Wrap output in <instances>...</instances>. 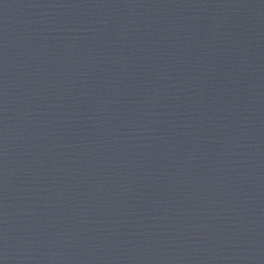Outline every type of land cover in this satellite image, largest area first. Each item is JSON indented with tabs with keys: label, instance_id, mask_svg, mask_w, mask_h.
I'll list each match as a JSON object with an SVG mask.
<instances>
[{
	"label": "water",
	"instance_id": "1",
	"mask_svg": "<svg viewBox=\"0 0 264 264\" xmlns=\"http://www.w3.org/2000/svg\"><path fill=\"white\" fill-rule=\"evenodd\" d=\"M0 264H264V0H0Z\"/></svg>",
	"mask_w": 264,
	"mask_h": 264
}]
</instances>
